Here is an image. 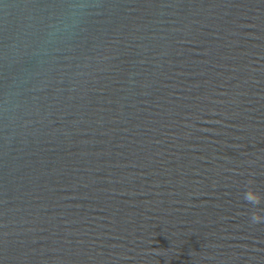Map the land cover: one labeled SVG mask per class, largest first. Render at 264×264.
<instances>
[{"label": "water", "instance_id": "obj_1", "mask_svg": "<svg viewBox=\"0 0 264 264\" xmlns=\"http://www.w3.org/2000/svg\"><path fill=\"white\" fill-rule=\"evenodd\" d=\"M0 264H264V0H0Z\"/></svg>", "mask_w": 264, "mask_h": 264}, {"label": "clouds", "instance_id": "obj_2", "mask_svg": "<svg viewBox=\"0 0 264 264\" xmlns=\"http://www.w3.org/2000/svg\"><path fill=\"white\" fill-rule=\"evenodd\" d=\"M251 202V201H250Z\"/></svg>", "mask_w": 264, "mask_h": 264}]
</instances>
